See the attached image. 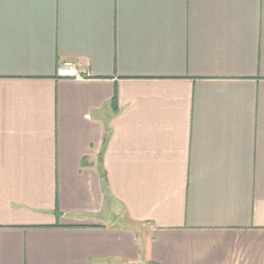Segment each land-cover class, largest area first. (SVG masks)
Segmentation results:
<instances>
[{
    "label": "crops",
    "instance_id": "obj_1",
    "mask_svg": "<svg viewBox=\"0 0 264 264\" xmlns=\"http://www.w3.org/2000/svg\"><path fill=\"white\" fill-rule=\"evenodd\" d=\"M0 264H264V0H0Z\"/></svg>",
    "mask_w": 264,
    "mask_h": 264
},
{
    "label": "built area",
    "instance_id": "obj_2",
    "mask_svg": "<svg viewBox=\"0 0 264 264\" xmlns=\"http://www.w3.org/2000/svg\"><path fill=\"white\" fill-rule=\"evenodd\" d=\"M58 77H66V78H85L89 76L88 73L81 72L74 64L66 63L61 65L57 70Z\"/></svg>",
    "mask_w": 264,
    "mask_h": 264
}]
</instances>
